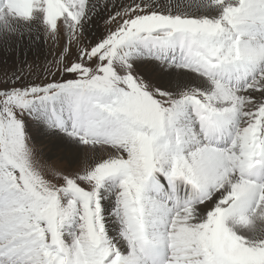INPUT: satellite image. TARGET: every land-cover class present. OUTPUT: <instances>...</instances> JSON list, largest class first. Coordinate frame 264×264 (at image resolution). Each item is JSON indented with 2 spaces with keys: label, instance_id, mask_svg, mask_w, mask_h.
<instances>
[{
  "label": "snow or ice",
  "instance_id": "obj_1",
  "mask_svg": "<svg viewBox=\"0 0 264 264\" xmlns=\"http://www.w3.org/2000/svg\"><path fill=\"white\" fill-rule=\"evenodd\" d=\"M42 37L0 81V264H264V0H0V48Z\"/></svg>",
  "mask_w": 264,
  "mask_h": 264
},
{
  "label": "rangeland",
  "instance_id": "obj_2",
  "mask_svg": "<svg viewBox=\"0 0 264 264\" xmlns=\"http://www.w3.org/2000/svg\"><path fill=\"white\" fill-rule=\"evenodd\" d=\"M107 16L108 13L100 21L99 29L96 33L82 37V40H95L99 37V35H102L107 27L105 23ZM62 47L63 40H61L58 45H54L50 39L43 38L42 44L37 49L20 58L19 60H0V81L13 76L14 74L23 75L26 79H36V77L38 76H43V69L47 67V64L49 62L56 58ZM31 133L36 141V147L38 152L40 153L39 158L41 159V161H44L48 165L59 169H67L70 167L78 168L80 166L79 161L70 163L68 153L62 147V141L58 139L51 140L47 136L39 134L35 127L31 129ZM56 144L60 145L61 147L55 149L54 146ZM59 151H61V153Z\"/></svg>",
  "mask_w": 264,
  "mask_h": 264
},
{
  "label": "bare ground",
  "instance_id": "obj_3",
  "mask_svg": "<svg viewBox=\"0 0 264 264\" xmlns=\"http://www.w3.org/2000/svg\"><path fill=\"white\" fill-rule=\"evenodd\" d=\"M117 2H127V0H117ZM107 13L108 12L102 13L101 17H97L95 22L93 24L89 25V34H88V36L93 34V33H96L98 31L100 21L103 19V17ZM42 42H43V37L41 39H39V40H36V41L32 42V43H28V44H25V45H17L16 47H13L12 49L0 48V60L5 59V60H8V61H17L20 58L28 55L30 52H32L35 49H37L42 44ZM60 147L61 146L58 145V144H56L54 146L55 149L60 148ZM54 152H58V151H54ZM59 152L61 153V151H59Z\"/></svg>",
  "mask_w": 264,
  "mask_h": 264
}]
</instances>
